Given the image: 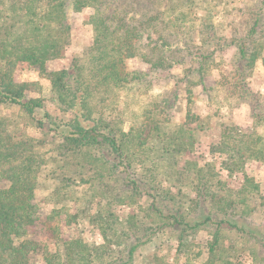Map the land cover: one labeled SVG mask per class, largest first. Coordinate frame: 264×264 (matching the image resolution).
Returning <instances> with one entry per match:
<instances>
[{
  "label": "trees",
  "instance_id": "obj_1",
  "mask_svg": "<svg viewBox=\"0 0 264 264\" xmlns=\"http://www.w3.org/2000/svg\"><path fill=\"white\" fill-rule=\"evenodd\" d=\"M232 1L0 0V104L18 107L33 120L20 121L22 125L41 134L33 137L14 121H0V264H131L138 249L160 233L173 238L176 254L185 259L195 234L205 233L199 264H244L240 257L245 250L254 263L261 259L264 220L253 215L257 203L251 205L262 198L260 184L246 175L244 165L264 160V135L256 131L264 122V96L250 84L258 61L264 69V0H239L244 28L226 37L230 23L218 16ZM83 8L91 9V43L84 58L47 70L49 62L64 57L73 16ZM229 50L233 73H222L206 85L219 64L215 59ZM19 63L45 79L49 99L65 118L41 110V97L29 95L41 90L37 81L14 78ZM180 65L184 73L173 74ZM159 71L182 85L184 94L173 85L169 94L149 96ZM193 85L204 93L231 86L225 97L234 96L253 127L242 131L223 124L217 143L209 145L210 154L219 152L218 164L186 160L183 170H177L178 157L198 143L195 129L186 127L190 123H172L180 100L193 96ZM118 93L138 101L140 95L149 96L125 126L104 118L106 102ZM47 160L54 163L50 172L60 186H85L90 201L103 205L95 216L102 244L88 248L76 238L63 241V250L50 251L30 236L29 228L41 219L35 193ZM221 170L242 173L241 186L219 193ZM175 178L190 182V191L181 194L164 186ZM141 200L146 202L141 213L121 219L109 212L110 205ZM57 213L50 211L44 223L58 242Z\"/></svg>",
  "mask_w": 264,
  "mask_h": 264
},
{
  "label": "rangeland",
  "instance_id": "obj_2",
  "mask_svg": "<svg viewBox=\"0 0 264 264\" xmlns=\"http://www.w3.org/2000/svg\"><path fill=\"white\" fill-rule=\"evenodd\" d=\"M239 0L229 2L226 6L223 16H218V21L223 24L230 23L224 30L226 37L235 30L239 33L242 32L245 24L246 15L238 12ZM231 10V11H229ZM91 14V9L83 8L78 13L73 16V27L71 29V42L64 52V57L60 60L51 61L47 64V70H54L64 66L69 65L73 58L82 60L84 58L85 50L91 43V32L87 20ZM232 51H226L221 59L216 58L215 61L219 64L214 65L213 70L210 72V76L205 79L206 85H212L214 80L218 78L222 73L224 75H230L233 73V68L230 63ZM187 62H185L186 64ZM184 64V65H185ZM184 65H180L173 69V74L182 75ZM134 67L142 66L138 63H133ZM154 85L149 96L158 94H169L173 91L176 85L178 91L184 94V87L182 85L178 86L174 84L173 79H165L164 73L159 71L154 75ZM14 78L17 81H37L41 86V90L31 92L29 95L32 97H41L42 99V109L45 110L53 117L59 119L65 118L66 113L61 112L55 104L49 99L50 92L48 83L43 77L40 76L38 71L34 68H29L22 63L15 66ZM193 81L197 82L196 79ZM250 84L253 90L264 96V69L260 61L255 65V68L250 76ZM231 86H227L226 89H219V87H214L208 92L201 91L200 85H193V96L190 97V106L188 105L187 98L180 100L177 109L172 114V123L181 124L190 123L186 127H191L195 129L197 134V145L194 149L188 150L180 155L177 159V170H183V163L186 160H214L217 162L219 159V152L215 154H210L209 145L215 144L218 141V136L220 135L223 124H233L236 125L240 130L246 131L251 130L253 127V120L249 117V114L237 106L234 96L225 97L229 95V90ZM232 89V88H231ZM227 94V95H226ZM120 95V96H119ZM147 95H140L139 101L136 99L125 98L122 93H118V97H111L109 101L106 102V114L104 118L115 124L118 123L121 126H125L131 121V116L133 111L139 110L141 105V100L149 98ZM210 100V102H209ZM209 103V104H207ZM125 105L129 106V110L125 109ZM190 107V109L188 108ZM217 107V111L215 108ZM189 109V110H187ZM37 117H41L38 114ZM0 121H14L19 128L23 130L30 136L39 137L41 134L38 130L32 128V126H23L20 121H33L29 117L24 116V114L15 106H6L0 104ZM200 121L202 129H196L197 122ZM118 127V125H117ZM256 131L264 135V122L261 125L256 126ZM46 145V144H45ZM45 171L40 174L39 184L36 187L35 198L39 206V213L41 219L33 226L29 228V234L32 238L39 241L42 245H47V249L50 251L63 250V241L79 238L82 242L90 247H95V245H100L104 242L103 235L99 228L97 219L95 218L97 214L98 207H102V204H95L90 201L91 191L87 187L82 185L71 184L69 186H60L58 176L53 175L50 170L54 168V163L47 160ZM161 166V165H160ZM174 167L172 168L174 171ZM244 171L246 175L254 179L260 184V193L263 198L264 195V160L263 161H248L244 165ZM182 176V175H181ZM220 178L224 180L223 189L219 193L227 194V189H237L243 183V175L239 172L228 173L226 170H221ZM174 178V175H173ZM181 180V179H180ZM173 181V182H172ZM181 182V183H180ZM164 186L169 187L171 190L176 191L181 190V194L188 193L191 189V183L187 184L186 179L182 181H177L176 178L171 180V182L164 183ZM262 198H254L251 205L257 203L256 211L253 213L257 219L264 220V206L260 205V201H264ZM145 201H136L133 204H113L109 207V212L114 213V215L124 219L129 213H141L144 207ZM264 203V202H263ZM255 206V205H254ZM98 208V209H97ZM58 210L59 218V238L53 237L51 231L46 230L45 216L52 210ZM105 213V212H104ZM109 215V213H107ZM121 225V224H120ZM119 225V227H120ZM231 237V236H230ZM207 236L205 233H197L193 238L192 247L190 248L189 254L186 256H181L176 254L175 242L171 236L168 234H157L153 242L148 243L136 252L134 259L131 264H199L203 255L198 256V252L201 251L202 246L205 243ZM231 240V239H230ZM232 242L237 243L236 239ZM241 244L239 241L238 245ZM251 249H254L253 245ZM258 249V248H257ZM203 250V249H202ZM243 254L240 258L244 264H252L249 254ZM249 251V250H248ZM261 259L254 264H264V249H260L258 252ZM177 258L175 261L174 259ZM186 261V262H185ZM174 262V263H173Z\"/></svg>",
  "mask_w": 264,
  "mask_h": 264
},
{
  "label": "crops",
  "instance_id": "obj_3",
  "mask_svg": "<svg viewBox=\"0 0 264 264\" xmlns=\"http://www.w3.org/2000/svg\"><path fill=\"white\" fill-rule=\"evenodd\" d=\"M245 110V109H244Z\"/></svg>",
  "mask_w": 264,
  "mask_h": 264
}]
</instances>
